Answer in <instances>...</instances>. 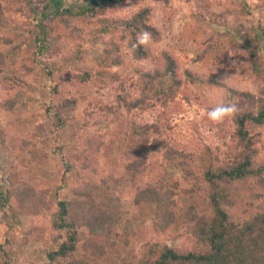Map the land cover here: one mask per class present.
<instances>
[{"label":"trees","instance_id":"1","mask_svg":"<svg viewBox=\"0 0 264 264\" xmlns=\"http://www.w3.org/2000/svg\"><path fill=\"white\" fill-rule=\"evenodd\" d=\"M86 1L87 4L82 6L85 0H72L61 7L59 0H51L41 7L39 14L44 19L55 17L66 28L75 30H79L73 23L77 17L98 22L90 31L91 41L102 45V57L98 62L102 68L96 70L95 76L99 81L107 77L109 81L118 82L115 105L106 107L119 124L114 138L109 139L104 150L108 156L106 167L98 177L95 169L92 174L84 172L97 163L96 157L89 155L94 153L95 147L90 153L65 160L61 182L66 183L65 177L69 176L76 185L61 195L58 192L62 189L60 185L36 187L25 179L0 178V185L7 184L0 187V207L3 210L15 208L37 219L55 206L53 225L57 233L45 251L47 264H264V157L259 154L263 144L259 130L264 126V97H259L257 102L242 98V95L234 100L233 95L229 98L221 91L217 94V102H213L211 97L196 94L195 99L206 110L221 102L237 104L239 113L235 118H229L232 126L225 121L215 124L209 120L208 123L221 136L229 135L236 141L238 150L230 159L220 158L219 147L203 145L199 155L195 156L174 148L159 134L157 123L138 121L139 112L153 103L173 101L181 86H193L201 92L205 83L217 84V81L204 80L190 70H185L181 77L175 59L164 51L162 69L133 68L132 75L138 76L139 96L132 99L124 86L127 79L109 73L106 68L122 64L124 41L135 60L151 57L145 46L133 48V45L141 31L150 32L154 40L160 38L157 26L152 23L153 9L146 6L126 17L107 16L110 8H121L126 0ZM38 27L47 38L46 24L41 22ZM258 28L255 36L250 37L247 32L239 37L244 42L254 39L256 46H262L263 24H258ZM222 48V43L210 35L199 57L221 58ZM5 63V56L0 53V72ZM88 74L94 73H82ZM75 76L81 77L80 73ZM55 92H58L56 87ZM58 97L64 107L78 105L75 97L66 99L59 94ZM185 98L189 99L188 96ZM0 106L12 111L14 100L0 103ZM55 115L59 116L58 111ZM57 121L61 126L60 117ZM85 134L81 133L83 141L93 142L94 137ZM30 144L34 147L30 149L33 154L36 148L30 139L12 140L0 128V149L19 147L27 150ZM74 146L82 153L86 150L79 143ZM111 147L115 150L112 156ZM55 151L60 153L62 149L59 146ZM153 155L161 157L164 165L177 169L182 181L171 179L164 183L158 179L139 184L138 179L150 164L148 158ZM35 157L39 163L49 162L44 152ZM4 174L3 167L1 177ZM15 175H19L18 172ZM176 195H179V202ZM125 197H129L130 210L138 211L139 220L132 213L124 218L130 212L123 209ZM241 204L249 206L250 214L243 211L242 218L236 220L230 211ZM147 219L149 223L145 225ZM176 237H185L187 242L179 247L165 241ZM137 243L144 250L142 255L136 251ZM0 250L5 257V245L0 243Z\"/></svg>","mask_w":264,"mask_h":264},{"label":"rangeland","instance_id":"2","mask_svg":"<svg viewBox=\"0 0 264 264\" xmlns=\"http://www.w3.org/2000/svg\"><path fill=\"white\" fill-rule=\"evenodd\" d=\"M50 1L0 0V53L6 59L0 72V103L14 100L12 111L0 106V128L12 140L30 139L36 148L33 154L30 152L34 148L31 144L27 150L19 147L14 150L0 149V174L3 167L5 171L4 177L0 175V178L11 181L25 179L36 187L60 185L62 189L58 192L61 195L76 185L69 176L65 177L66 183L61 182L65 160L90 153L95 147L94 153L89 155L96 157L97 163L84 169V172L92 174L95 169V176L98 177L105 169L108 156L104 150L119 126L106 107L115 105L118 82L109 81L107 77L99 81L95 76L96 70L102 68L98 63L102 57V45L91 41L90 31L98 22L77 17L73 23L79 30H75L66 28L55 17L44 19L39 13L43 9L41 7ZM59 1L61 7L72 2ZM87 2L85 0L82 6ZM146 6L153 9L152 23L160 32V38H152L146 47L151 57L135 60L124 41L122 64L107 67L106 71L127 79L124 86L132 99L139 96V83L138 76H133L131 71L134 67L144 71L162 69L164 51L175 59L181 77L185 70H190L204 80L212 78L211 81H217L219 85L205 83L201 92L193 86H181L173 101L153 103L150 108L139 112L138 121L157 123L159 134L180 151L195 156L201 152V146L208 145L219 147L221 159H230L238 150L236 141L210 128L207 110L195 97L196 94L203 98L206 95L217 102V94L221 91L226 97L232 98L233 95L234 100L241 95L256 102L259 97H264V45L256 46L254 39L244 42L239 37L247 32L250 37L255 36L258 24L264 26L263 0H126L121 8H110L106 15L126 17ZM41 22L46 24L49 32L47 38L38 27ZM210 35L222 43L221 58L199 57ZM83 72L94 74L87 76L82 75ZM79 73L81 77L77 78L75 75ZM55 87L58 92H55ZM58 94L66 99L75 97L78 105L75 108L60 105ZM56 111L59 116L55 115ZM58 117L61 118V126ZM225 122L233 124L229 118ZM259 131L263 141L259 154L264 157V126ZM84 132L87 137H94V143L83 141L81 133ZM75 143L86 150L80 152ZM59 146L62 149L60 153L55 151ZM98 146L99 149H96ZM110 151L112 156L115 150L111 147ZM41 152L45 153L49 162L36 161L35 156ZM160 158L154 155L148 158L150 164L138 179L139 184L158 179L164 183L171 182V179L182 181L180 172L164 165ZM17 172L19 175L16 176ZM2 185L7 184L0 187ZM176 191L181 195L179 189ZM179 195L175 196L178 202ZM128 198L123 200V209L130 212L124 218L132 213L139 220L138 211L130 210ZM8 209L0 207V243L5 245L6 250L5 257L0 253V264H47L45 251L52 236L57 233L53 225L55 206L51 212L46 210L37 219L18 209ZM243 211L249 215V206L241 204L232 207L230 213L239 220ZM144 223L148 224L149 219ZM184 238L165 241L180 247L187 242ZM140 246L137 243L136 251L142 255L144 250Z\"/></svg>","mask_w":264,"mask_h":264},{"label":"clouds","instance_id":"3","mask_svg":"<svg viewBox=\"0 0 264 264\" xmlns=\"http://www.w3.org/2000/svg\"><path fill=\"white\" fill-rule=\"evenodd\" d=\"M152 41V34L148 31H141L136 36V42L133 48L140 46H149ZM239 113V108L236 103H218L211 110H207V117L215 124H221L228 118H235Z\"/></svg>","mask_w":264,"mask_h":264}]
</instances>
